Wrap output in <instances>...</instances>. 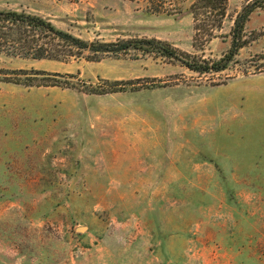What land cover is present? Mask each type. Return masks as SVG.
Segmentation results:
<instances>
[{"label":"rangeland","instance_id":"1","mask_svg":"<svg viewBox=\"0 0 264 264\" xmlns=\"http://www.w3.org/2000/svg\"><path fill=\"white\" fill-rule=\"evenodd\" d=\"M195 1L0 9L95 44L156 39L181 59L216 60L250 0H227L220 28L200 25ZM244 37L228 67L208 73L156 50L0 53V264H264V9ZM14 69L71 84L4 78ZM115 81L124 90H86Z\"/></svg>","mask_w":264,"mask_h":264},{"label":"trees","instance_id":"2","mask_svg":"<svg viewBox=\"0 0 264 264\" xmlns=\"http://www.w3.org/2000/svg\"><path fill=\"white\" fill-rule=\"evenodd\" d=\"M227 0H196L191 4V10L195 18L201 17V26L209 25L220 28L226 13ZM256 9H264V0H250L239 12H237L230 30L231 45L228 51L216 60L199 59L195 56L181 59L177 51L170 48L167 43L156 39H135L121 41L119 43H99L80 39L73 34L57 28L52 22L40 15L17 11L12 9H0V53L19 55L32 59H67L79 54L83 50L94 52H121L129 48L153 51L162 55L173 57L198 73L218 72L226 69L238 53V50L246 45L248 40L244 37V25L250 14ZM214 29V28H213ZM213 29H206V37H213ZM147 47H143V45ZM152 48V49H151ZM187 56V55H186ZM4 74L11 73L13 77H4L25 85H63L71 84L69 81H60L51 77L37 78L30 75L24 69L2 70ZM20 74L24 77H20ZM122 81H115L111 87L90 86L87 92L107 93L124 90L118 86ZM125 84V83H124Z\"/></svg>","mask_w":264,"mask_h":264}]
</instances>
